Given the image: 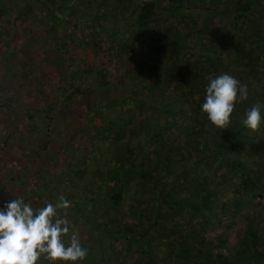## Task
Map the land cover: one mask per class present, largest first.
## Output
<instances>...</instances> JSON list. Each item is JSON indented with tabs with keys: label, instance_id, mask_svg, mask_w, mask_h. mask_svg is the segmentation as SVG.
<instances>
[{
	"label": "trees",
	"instance_id": "obj_1",
	"mask_svg": "<svg viewBox=\"0 0 264 264\" xmlns=\"http://www.w3.org/2000/svg\"><path fill=\"white\" fill-rule=\"evenodd\" d=\"M35 40L38 58L23 55ZM16 63L45 75L53 66L59 78L21 105L30 126L52 124L69 90L86 109L56 161L31 181L19 174L14 191L0 181V206L65 196L70 226L89 236L88 264H264V124L241 123L264 106V0H0V126L21 98L6 90ZM222 73L249 89L227 129L201 111ZM169 127L182 138L166 139Z\"/></svg>",
	"mask_w": 264,
	"mask_h": 264
},
{
	"label": "clouds",
	"instance_id": "obj_2",
	"mask_svg": "<svg viewBox=\"0 0 264 264\" xmlns=\"http://www.w3.org/2000/svg\"><path fill=\"white\" fill-rule=\"evenodd\" d=\"M205 93L201 111L218 129H227L236 105L249 98L248 85L229 73L210 78ZM262 108L259 104L248 108L242 125L257 130L264 124ZM71 203L65 196L42 207H33L20 196L4 202L0 206V264H41L42 257L48 264L84 261L89 250L67 219Z\"/></svg>",
	"mask_w": 264,
	"mask_h": 264
},
{
	"label": "rangeland",
	"instance_id": "obj_3",
	"mask_svg": "<svg viewBox=\"0 0 264 264\" xmlns=\"http://www.w3.org/2000/svg\"><path fill=\"white\" fill-rule=\"evenodd\" d=\"M176 18H178L179 22H181L180 16H175L174 19ZM166 25L167 22H163V26ZM38 42L39 43L35 40L34 42H31V44L30 42L24 44L21 51L23 55H31V57L38 58L43 51L40 44L41 42ZM193 56L194 55L192 54L189 56L190 60L194 59ZM43 65L44 67L42 71L46 70L50 63L47 61ZM52 67L53 66L50 68V74L45 75L44 73L33 74L28 67L19 68L18 63L13 64L11 82L7 84V89H5L15 91V94H18V96L21 95V98H19V101L16 103L18 105H15L14 108L8 110V114L5 113L1 117V119H6L8 123L3 124L5 126H0V144H2L1 139L4 138L5 135H11V138L9 139V146H6L5 150L0 153V181H4V188L7 190L14 191L17 188V178L19 174L25 176V178L31 181L35 178L36 173H38L39 167H43V164L48 161H56L61 155L60 147L63 143H67L70 146L75 144V138L72 136V133L78 127L82 114L86 109L85 102L81 94L72 95V90L67 91V93L64 94L67 101V108L64 109L56 107L58 108L60 115L59 113L58 116H55L54 114L53 117L55 120L52 124L50 121H46L48 122L47 126L43 125L42 127H32L22 117V113L25 110L21 105L24 104L26 100H33L35 93L39 92V89L36 86H39L40 88L43 87L40 89L42 94L45 93L46 95H51L53 83L55 82L59 84V78L53 71L54 69ZM133 69L134 64L131 63L130 65H124L121 72L130 74L133 72ZM68 74L69 72L64 69V75L67 77ZM125 82V79H119L121 87L118 91L124 90L125 86L123 85ZM260 82H264V77L261 78ZM117 83L118 82H116V84ZM113 85L115 84L113 83ZM115 89H117V86ZM112 90L114 91V87H112ZM104 94L105 91L103 90L100 93L101 97ZM89 97L91 99L92 94ZM57 99V104H59L61 102V98L57 97ZM4 101L5 98L0 99V102ZM35 103L38 104L39 101L37 100ZM180 132H182L181 129L179 130L176 127H169L164 130L163 135L166 139H170L173 136H179L178 138H182L180 137ZM141 138L144 140L147 136L142 134ZM15 146L22 147V149H19L18 151V157L14 156ZM262 147H264V144H261L258 148ZM72 149L74 148H71L70 152H67L69 155H74V150L72 151ZM249 160L253 165L255 162H259V157L253 155L250 156ZM41 169L43 168H40V171ZM11 178H14V180H10ZM259 210L263 212L262 207H259ZM79 237L82 240L83 238L89 236L86 232H82L79 233ZM230 240L233 242V235L230 237ZM79 264H88V262L83 261L81 263L79 261Z\"/></svg>",
	"mask_w": 264,
	"mask_h": 264
}]
</instances>
